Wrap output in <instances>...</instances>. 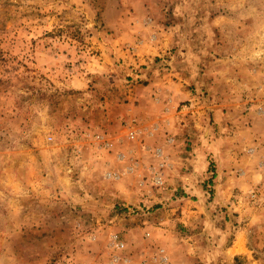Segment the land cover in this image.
Returning a JSON list of instances; mask_svg holds the SVG:
<instances>
[{"label": "rangeland", "instance_id": "1", "mask_svg": "<svg viewBox=\"0 0 264 264\" xmlns=\"http://www.w3.org/2000/svg\"><path fill=\"white\" fill-rule=\"evenodd\" d=\"M262 153L264 0H0V264H264Z\"/></svg>", "mask_w": 264, "mask_h": 264}, {"label": "crops", "instance_id": "2", "mask_svg": "<svg viewBox=\"0 0 264 264\" xmlns=\"http://www.w3.org/2000/svg\"><path fill=\"white\" fill-rule=\"evenodd\" d=\"M215 111V115L220 119V120H224L223 122H224V124H225V127H228L231 123H229L231 120H229V118L227 117L228 116V111L227 110H225V108L224 109H222L221 107H220V109H218V110H214ZM247 115H245V116H243L244 118H247L246 117ZM235 117H237L236 115L233 117V118H235ZM232 122V121H231ZM231 127V126H230ZM202 150V152H204V148H202L201 149ZM257 150H259V149H256V148H253L252 149V154L251 155H255V154H257L256 152H257ZM227 152V150L226 149H223L222 147H220L219 149H218V155H219V157H221L223 154H225ZM262 154H264V153H262ZM259 162H261V159H260V156H259V154L257 155V163H259ZM259 167H261V168H264V164H261V165H258ZM244 247H245V245H243ZM237 247V246H236ZM238 249L240 248V247H237ZM240 250V249H239ZM242 250V249H241ZM236 251L234 254L236 255V254H243V251Z\"/></svg>", "mask_w": 264, "mask_h": 264}, {"label": "bare ground", "instance_id": "3", "mask_svg": "<svg viewBox=\"0 0 264 264\" xmlns=\"http://www.w3.org/2000/svg\"><path fill=\"white\" fill-rule=\"evenodd\" d=\"M240 243H241V242H240V240H239V243H237V244H238V246H240ZM235 248H236V247H235Z\"/></svg>", "mask_w": 264, "mask_h": 264}]
</instances>
